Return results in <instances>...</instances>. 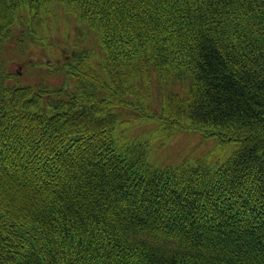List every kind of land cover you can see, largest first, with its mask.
Returning <instances> with one entry per match:
<instances>
[{"label":"trees","instance_id":"obj_1","mask_svg":"<svg viewBox=\"0 0 264 264\" xmlns=\"http://www.w3.org/2000/svg\"><path fill=\"white\" fill-rule=\"evenodd\" d=\"M53 5L72 89L6 61ZM184 130L234 149L150 163ZM0 264H264V0H0Z\"/></svg>","mask_w":264,"mask_h":264},{"label":"rangeland","instance_id":"obj_2","mask_svg":"<svg viewBox=\"0 0 264 264\" xmlns=\"http://www.w3.org/2000/svg\"><path fill=\"white\" fill-rule=\"evenodd\" d=\"M49 14L51 15L49 16ZM49 14L45 16V20L43 19L41 23L36 21L30 28H27V22L24 21L26 14L23 13L20 15L15 30L13 31L15 40L9 41L6 45V51H8L6 61L9 62L10 65H8L11 70H17L19 72L20 83H37L39 76L42 74L45 84L56 86L65 80V87L72 89L75 86V81L70 78H63L60 71H56L61 59L66 54V52L63 54L62 51L66 48L67 54L70 53V51H73L75 44H82L85 48H91L92 45H95V42L90 34L85 39V35L82 34V29L76 24L74 19L66 17L63 6L53 5ZM40 24L45 26L46 29H42ZM29 31L30 38L36 39L35 36H37V33L44 36L45 39L40 40L42 44L30 43L31 40H28V42L21 41L26 36L24 32ZM44 63L50 66L46 67L43 65ZM154 85L156 86L155 83ZM172 89L178 91L183 96L186 91V89H182L179 86H173ZM154 95L156 97L155 92ZM118 115L121 118H132L129 110L120 109L118 110ZM130 125V129L135 134L147 133L152 128L151 123L138 121H132ZM161 138L155 137L152 141L149 160L154 165L168 166L177 164L186 158L199 157L208 151L211 152L209 160H211L212 164L217 160L219 162L223 161L234 149L233 144L229 143L226 144L227 147L220 151L216 139L204 138L198 133L185 130L179 132L170 140L163 141Z\"/></svg>","mask_w":264,"mask_h":264}]
</instances>
